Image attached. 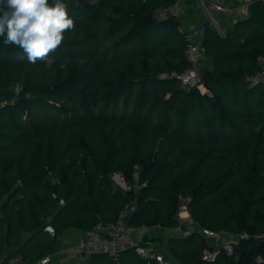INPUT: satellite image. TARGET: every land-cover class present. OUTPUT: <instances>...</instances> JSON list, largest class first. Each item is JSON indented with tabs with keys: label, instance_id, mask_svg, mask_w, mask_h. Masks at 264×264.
I'll use <instances>...</instances> for the list:
<instances>
[{
	"label": "trees",
	"instance_id": "obj_1",
	"mask_svg": "<svg viewBox=\"0 0 264 264\" xmlns=\"http://www.w3.org/2000/svg\"><path fill=\"white\" fill-rule=\"evenodd\" d=\"M174 1L65 0L76 30L50 54L51 67L20 60L0 37V90L22 85L16 97L0 94V264H36L56 253L64 230L91 231L129 203L130 224L174 228L180 196L203 227L248 236L208 261L213 245L190 230L167 238L168 257L264 260V82L252 80L262 69L264 3L254 0L224 35L203 23L210 64L186 89L161 77L190 67L181 20L156 17ZM136 172L137 190L113 179L135 185ZM89 260L147 264L132 248Z\"/></svg>",
	"mask_w": 264,
	"mask_h": 264
},
{
	"label": "built area",
	"instance_id": "obj_2",
	"mask_svg": "<svg viewBox=\"0 0 264 264\" xmlns=\"http://www.w3.org/2000/svg\"><path fill=\"white\" fill-rule=\"evenodd\" d=\"M253 1L254 0H196L197 4H199L202 11L207 16V21L222 35L226 33L228 28L227 24L235 23L237 19L247 15L250 4ZM261 1L264 3V0ZM186 5L187 0H175L171 5L158 9L156 17L159 19L169 17L180 18L185 11ZM222 16L233 19L228 21L225 26L221 19ZM182 28L186 30L184 27ZM186 31L188 38L186 58L190 63V67L182 72L164 73L161 77H176L183 87L190 89L197 86L201 78L199 66L205 59V48L203 46L204 27L200 29L193 28L190 31ZM259 61L262 65V69L258 74L253 76L252 80L254 82H264V56L260 57ZM134 178L135 185L129 183L120 173H116L113 176V179L126 191L132 190L133 188L136 190L138 189V172L135 173ZM145 184L146 183H143V185ZM189 202V197L180 196V204L177 213L179 224L174 227V229L177 230L185 227L187 231L198 230L206 238L215 240V245L204 249V259L215 261L218 254L224 249L231 253L234 248V242L239 238L248 236L247 233L237 234L231 231L214 230L203 227L200 223L191 218ZM135 209L136 205L129 203L121 210L116 220L99 221L86 236L82 237L79 242L70 249L75 254L81 256H89L96 252H103L109 254L114 259H119L125 250L132 248L146 259L147 264H185L168 257L166 253L156 246L154 241L148 238L149 232L154 227L161 228V225L152 227L148 225H132L129 223V218ZM45 230L52 236L56 234L55 228L51 224H47ZM145 240L150 244H145ZM46 257L42 258L37 263L43 264Z\"/></svg>",
	"mask_w": 264,
	"mask_h": 264
},
{
	"label": "clouds",
	"instance_id": "obj_3",
	"mask_svg": "<svg viewBox=\"0 0 264 264\" xmlns=\"http://www.w3.org/2000/svg\"><path fill=\"white\" fill-rule=\"evenodd\" d=\"M75 20L65 0H0V37L6 47L21 50L20 60L51 67L54 54L74 32ZM22 91V85L14 89ZM25 98H30L25 94ZM46 257L43 264H49Z\"/></svg>",
	"mask_w": 264,
	"mask_h": 264
},
{
	"label": "crops",
	"instance_id": "obj_4",
	"mask_svg": "<svg viewBox=\"0 0 264 264\" xmlns=\"http://www.w3.org/2000/svg\"><path fill=\"white\" fill-rule=\"evenodd\" d=\"M187 10L188 9H194L196 10L197 6L194 3V0H187ZM190 16L187 17L186 23L183 24L182 27H185L186 29H193L195 27V23H200V17L196 15L195 20H192L191 23L188 21ZM194 23V26H192ZM201 25L203 27V22H201ZM210 61L203 60L199 67L204 65H209ZM56 210H54L52 213H55ZM90 232L89 229H83V228H69L64 230L62 233H60L58 238V249L56 253L49 255L51 256V259L49 261V264H92L89 260V256H81L77 255L70 249L72 246H75L79 240L86 236ZM187 232L185 228L177 229L174 228H156L154 227L148 234L149 239H154L155 244H159L160 241L163 243L160 250H163L164 253H170L168 246L166 244L167 238H169L172 235H179ZM212 245H215L214 242H211L212 239H208ZM153 241V240H152ZM216 243V242H215ZM15 263L18 261V258L12 259L11 263ZM41 264V263H37Z\"/></svg>",
	"mask_w": 264,
	"mask_h": 264
},
{
	"label": "rangeland",
	"instance_id": "obj_5",
	"mask_svg": "<svg viewBox=\"0 0 264 264\" xmlns=\"http://www.w3.org/2000/svg\"><path fill=\"white\" fill-rule=\"evenodd\" d=\"M194 3L197 6L196 10H194V9H188L187 10L186 9L187 6H185V11H184V13L182 14V16L179 19L181 20V22H183V24H185L186 23L185 21H186L187 17L190 16L188 21H190V23H191L192 20H195L196 15H198L200 17V23H198V24L195 23V27L194 28L200 29L202 27L201 22L204 23L205 21H207V16L204 14V12L202 11V9L199 6V4H197L196 0H194ZM221 19L223 20V23L226 26L228 21H231L233 18L222 16ZM232 24L233 23H229V24H227V26L230 27ZM192 26H194V23H193ZM191 29H186V30L190 31ZM115 183L118 184L117 181H115ZM119 186H121V185H119ZM211 242H214V244H215L216 241L215 240H211ZM12 262H14V261H12Z\"/></svg>",
	"mask_w": 264,
	"mask_h": 264
},
{
	"label": "water",
	"instance_id": "obj_6",
	"mask_svg": "<svg viewBox=\"0 0 264 264\" xmlns=\"http://www.w3.org/2000/svg\"><path fill=\"white\" fill-rule=\"evenodd\" d=\"M0 94L2 96H5V97H8V96H11V97H16L18 96L19 93H17L14 88H6V87H2L1 90H0ZM28 180H24L23 183H27ZM131 249V248H130ZM259 264H264V260H262Z\"/></svg>",
	"mask_w": 264,
	"mask_h": 264
}]
</instances>
